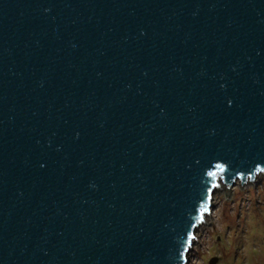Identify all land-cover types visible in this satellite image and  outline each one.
Instances as JSON below:
<instances>
[{
  "label": "water",
  "instance_id": "95a60500",
  "mask_svg": "<svg viewBox=\"0 0 264 264\" xmlns=\"http://www.w3.org/2000/svg\"><path fill=\"white\" fill-rule=\"evenodd\" d=\"M258 175L264 0H0V264H191Z\"/></svg>",
  "mask_w": 264,
  "mask_h": 264
},
{
  "label": "rangeland",
  "instance_id": "374dc122",
  "mask_svg": "<svg viewBox=\"0 0 264 264\" xmlns=\"http://www.w3.org/2000/svg\"><path fill=\"white\" fill-rule=\"evenodd\" d=\"M195 232L191 264H264V175L213 195L211 215Z\"/></svg>",
  "mask_w": 264,
  "mask_h": 264
}]
</instances>
